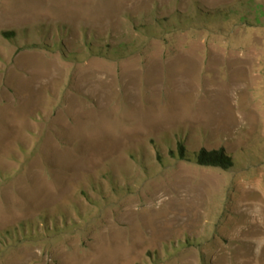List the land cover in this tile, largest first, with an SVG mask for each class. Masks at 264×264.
Segmentation results:
<instances>
[{
  "label": "rangeland",
  "instance_id": "1",
  "mask_svg": "<svg viewBox=\"0 0 264 264\" xmlns=\"http://www.w3.org/2000/svg\"><path fill=\"white\" fill-rule=\"evenodd\" d=\"M0 264H264V0H0Z\"/></svg>",
  "mask_w": 264,
  "mask_h": 264
},
{
  "label": "trees",
  "instance_id": "2",
  "mask_svg": "<svg viewBox=\"0 0 264 264\" xmlns=\"http://www.w3.org/2000/svg\"><path fill=\"white\" fill-rule=\"evenodd\" d=\"M4 35L7 36V33H4ZM168 154L172 158L183 161L189 160L186 150L181 143L177 144L175 152L169 151ZM194 163L198 166L214 167L222 170H228L233 166L232 158L222 148L210 151H206L205 149L198 150L194 153Z\"/></svg>",
  "mask_w": 264,
  "mask_h": 264
}]
</instances>
